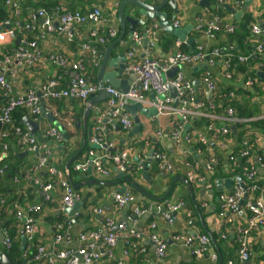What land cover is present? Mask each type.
<instances>
[{
    "label": "crops",
    "instance_id": "obj_1",
    "mask_svg": "<svg viewBox=\"0 0 264 264\" xmlns=\"http://www.w3.org/2000/svg\"><path fill=\"white\" fill-rule=\"evenodd\" d=\"M36 0H19L20 5V17L16 21L22 23L25 28L26 32H24L23 38L20 40L24 42L26 38L33 37L34 39L37 37L38 28L41 23V19L37 17V12L32 14L33 8L32 3ZM119 1V2H118ZM123 0H53L55 5H60V10L62 11H74L79 10L81 12H86L91 10L94 7L99 8L102 13L100 31H106L108 28H114L117 32L116 37L110 38V40L105 41L103 45H98L95 43H90V46L97 50L102 56L108 45L110 43L115 42L121 34L120 24L118 22V5L115 4ZM141 3H145L148 5H155L158 4L162 0H138ZM204 0H174L176 5L177 13L171 8V12L168 13L167 9H163L161 11L167 19V23L173 27V22L178 21L177 30H181L182 33L180 39L176 35L169 32V30L165 29V26H160V20H148L147 18H143L141 16H137V19L144 20L145 25H134L133 26V33L141 35L142 39L139 45H134L133 43V33L129 30V24L125 26V30L123 33L122 38L119 42L113 47L110 52V58L113 60L117 57L121 51L126 53L131 50L134 52L135 56H137V61H142L146 57L144 53L146 52L147 56L151 59L157 61L160 64L170 63L171 57L176 52L175 42L177 40L184 41L187 39L193 40L191 45L197 46L202 45L205 51L211 50L212 47H216L218 45L227 44L228 36L227 34H221L220 36L216 37L214 40H208L200 33H198L195 28L197 25L202 24L206 25L213 16H218L221 18L222 24L228 25H235L244 15L245 12H250L254 23L252 24H264V0H252L248 5L247 11L243 12L242 10H238L236 3H241L244 7L245 2L247 0H206L207 4L210 6L202 7L200 4ZM2 5V4H0ZM53 5V6H55ZM168 5V4H167ZM135 7V6H134ZM133 6L127 5L126 6V14H129L134 9ZM135 9H138L135 7ZM228 9L235 10L236 12H243L242 15L238 18L229 11ZM29 12L28 16H25V12ZM168 15L170 17H168ZM53 17L56 19L55 13H53ZM169 19V20H168ZM2 23V22H0ZM57 26V23L55 22ZM157 26V32L155 36V45L152 48L148 47V43L151 40V37H148L147 46L144 43L145 38V29L150 28L152 26ZM166 28H168L166 26ZM93 29L90 25L81 26L78 29V32L73 39L74 41L71 44L70 42L66 41L64 35H60L58 33L47 34L44 39L37 38L34 42L36 43V52L34 59L30 62V65L24 64L21 67L12 66L9 70V74H12L13 77L7 74L6 79L10 83L12 87V94L19 95L24 94L28 90H38L39 86L51 79H55L59 77L57 75L58 69L52 67L50 64L46 62V57L49 54H56L64 57L70 62H80V56L85 57L88 59V55L81 52V45L87 44L90 40L89 33ZM132 34V36H131ZM18 38V37H17ZM256 39L253 36H250L249 43L254 44L253 41ZM15 41H9L3 44L2 46H15ZM166 41H173L174 47L170 48L168 52L162 49V44ZM70 43V44H69ZM185 44V43H184ZM183 44V45H184ZM181 46V51L182 47ZM188 45V46H191ZM16 47V46H15ZM253 47V45H252ZM191 51V50H190ZM189 51V52H190ZM195 51V50H194ZM184 52V51H182ZM184 52V53H189ZM130 60H126V71L118 77L119 80H125L129 73L127 67L130 63ZM203 66V64L201 65ZM199 66L194 67H185L184 75L186 78L190 79L193 83V87L196 91V98L198 102H201V99L205 98L206 100L213 99L216 101V98L213 95H210L207 89L201 83L202 73L203 70H197ZM99 68V66H98ZM98 68L95 71L87 72V80L91 82H95L98 73ZM88 70V69H86ZM111 69H107V71H111ZM210 73L212 74L213 78L215 79L217 86L224 90L225 86H229L230 82L224 80L221 75L220 66L216 65L213 68H209ZM199 73V75H196ZM49 79V80H48ZM241 80V79H240ZM237 81L233 84V87L240 86L239 84L241 81ZM264 87V84L261 85ZM0 97L1 92H0ZM3 98V97H2ZM150 99H154L153 95H149ZM200 100V101H199ZM1 102L4 100H0ZM253 103L258 105V109L261 112V115L264 114V97L263 95L256 97L253 99ZM204 104V103H203ZM207 104V102H206ZM205 104V105H206ZM211 105V103H209ZM88 107V100L85 102L79 100H69L65 99L59 102H55L53 104L52 113L56 118H58V123L61 120H65L67 118L68 121L71 123V127L67 126V123H62L61 125L64 126V133L67 134L68 138L65 139L63 136L61 137V141L54 142L53 140H44L41 136V140L43 143H46L47 147L49 146L51 150V157L49 159V163L51 165L57 164L59 165L65 158L63 154V150L66 148L75 151L76 153L82 154L78 160L75 162L70 163V168L72 170L75 164L81 163L86 159L87 150H85L84 145V132L82 129L83 116ZM125 110V109H124ZM132 118L133 116L125 110ZM204 112H208L209 114L213 115L215 118L210 120L209 123H213L215 127L220 128L224 126H228L230 128V133L226 137V146L221 148L218 142L212 138L211 134H207L205 132L206 124H197L201 118H191L188 122L183 126L182 136L188 135L190 137L191 142L188 145H181L184 147L187 154L182 156L178 149L177 145L173 143L170 137V133L173 132L176 123L178 122L177 118L174 116H154V117H147L144 115L138 114L139 121L142 124L140 130L136 133L131 134L129 133L134 127V122L132 127L129 130H123L118 122V119L114 118L109 113L108 109L106 108V101L102 103H98L94 107L89 108V115L87 117V124L92 131V127L94 126L99 129V132L103 134L104 142L101 144L100 148H94V151L97 155H107V154H115L120 152L121 150H131L129 154V162L130 165L128 167L127 173L135 174L136 171H139L138 177H133L130 180L135 182L143 191L147 193V195H142L136 188L131 187L125 181H116V174L112 165L109 163V170H110V177L103 178L100 177L95 171L92 170L91 174L84 177L82 173L77 174L76 179L71 180L73 189L75 190V194L78 197L79 201L84 199V203L81 207L80 212H83L86 215H83L76 221V225L71 226L69 230V238L68 244L59 245L54 249L55 252L59 251H72L74 252L76 249L79 248L80 243L78 242V236L80 233H85L89 231L90 227H95L96 220L101 218L102 216L109 217L115 221H123L125 215H127L131 209V206H125L121 210H115V195L122 194L116 192L117 188L122 186H127V191L130 192L132 195L135 196L134 203L137 206H148L145 210V214L140 217L138 223L134 224L132 228L138 229L141 231V238L140 239H132L133 245L136 247L133 248L131 246H125L123 244V240H119L116 246L113 249V260L115 261H102L95 264H156L155 254H154V245L149 238V226L151 223L156 224V232L164 239L171 238L174 233H184L186 235H191L194 232L198 233L199 235H205L208 237V233L206 230L209 231V234L212 236L213 233L218 234L217 240L214 239L216 246L218 247V251L215 250L213 247L208 248L206 255L203 258L197 259L202 264H214V261L218 258V253H222L219 247V241L221 240L227 249L233 250V254L235 256V261L238 260V255L236 250H234V244H236V240L238 237V232L242 228H246L247 218H248V210L242 205L241 209L235 214L232 224L231 225H223L221 226L219 222L216 220V216L220 210V202L216 201V197H219L220 194L226 195L230 193L235 187H239L242 183L245 184V175L243 172L242 177L235 176L232 177H222L219 180H231L230 190L223 188L222 193H218L215 190L214 181L210 180L212 185V190H209L210 184L207 181V185L200 186L199 184L190 183L191 192L188 190L187 185L180 181L179 178L187 179L188 173L191 172V168H187L185 166V162L187 161L189 164L196 166L195 169L196 176H199V169L203 170V165L208 161L211 155L216 156L222 164H229L228 160L230 156H233L237 159L238 162V153L240 150H247V157L246 163L244 166L248 168H256V175L257 180L259 182H264V169L260 168L256 163V157L260 153L263 145L264 140V128L260 127L259 125H252L249 126L245 125L243 127L236 126L238 123L234 124L228 120H226L223 111H218L216 109L213 110H203ZM260 115V116H261ZM259 116V117H260ZM258 118V117H256ZM31 120V117H29ZM75 119H78L81 124V128L75 127ZM108 120V121H107ZM22 123V122H21ZM251 123V122H250ZM22 129L28 132L29 129L22 124ZM39 133L42 135L48 128H56L55 124L48 120L44 119L43 122L40 123L39 126ZM234 127L233 129H231ZM121 128V129H120ZM57 130V129H56ZM58 131V130H57ZM61 135L62 132L58 131ZM90 133V132H89ZM89 135V134H88ZM200 135H205L208 140V145L205 148V153L200 155L199 157L195 154L196 149H194L195 141H197ZM242 137L241 139L239 137ZM240 139V140H239ZM124 140L125 143L122 144L121 141ZM88 141V139H87ZM247 141V148L243 146V144ZM11 143V142H10ZM88 145V144H87ZM107 146H111L110 148ZM243 146V147H242ZM11 148H14V144L11 143ZM155 148L158 150V153H155ZM26 152V151H23ZM23 152L19 153L22 154L20 158L24 159L25 167L23 171L30 170L28 167L34 166L37 164V156L33 153L24 154ZM151 153V161L150 164L156 165L157 170H151V166H148L147 172V180H144L141 177L142 167L139 165L140 162H145L148 160L149 154ZM159 154L161 157L159 159L155 158V156ZM196 156V162H190L191 156ZM9 156V154H8ZM190 157V158H189ZM4 159L1 157V160ZM71 159V158H70ZM137 160V161H136ZM190 160V161H189ZM69 161V160H68ZM67 161V162H68ZM63 161L64 167L67 163ZM77 162V163H76ZM156 162L158 164H156ZM234 163L233 165L237 164ZM107 163V162H106ZM232 163H230L226 168L225 172L229 175V171L232 172ZM241 166V170L242 167ZM162 167V168H161ZM225 167V166H224ZM73 171V170H72ZM243 171V170H242ZM76 172V171H75ZM199 174V175H198ZM25 176V173H24ZM39 176V175H37ZM208 177V176H207ZM239 177V181L237 178ZM41 181H44L41 176H39ZM218 180V179H216ZM91 181V183H87ZM93 181H98L94 183ZM102 184H101V183ZM111 183V184H108ZM12 189L8 190L7 196L9 200H19L22 197L23 208L26 206L30 208L33 205H39L42 207V212L37 215L35 221V228H34V237L35 241L40 245H45L46 247H51L52 238H53V224L55 223L52 220V216L55 215L59 217H66L69 218L65 212L60 211L61 206V189L58 187V184H54L51 200L47 201L42 192L37 194H32L28 188H32V183L24 178L23 181L19 182L15 178V180L11 181ZM172 185V189L170 191ZM34 187V186H33ZM194 187H200L199 190ZM36 188V187H35ZM27 190V191H26ZM134 190V191H133ZM25 191L27 192V196L24 195ZM262 192L260 193L259 198H263ZM247 200L248 201H256V197H254L253 192H248ZM150 197H154L155 199L163 198L166 199L167 203L170 205H174L178 202H182L184 204L183 210L179 211L176 216V221L173 226H168L165 221L160 217L161 214L157 212V206L161 208H166L163 202H159L155 207H152L154 204V200ZM44 198V199H43ZM258 199V198H257ZM46 200V201H45ZM190 200V205H189ZM3 200H0V207ZM78 201V202H79ZM8 202V201H7ZM18 206L17 204L13 207H9L4 211V216L0 218V247H1V240L5 234V231L1 229L3 223L10 220V225H16L14 223L15 219L12 218L14 216L15 207ZM20 206V205H19ZM18 206V208H19ZM203 210V212L197 210ZM218 207V209H217ZM101 209L102 214L100 216L94 214V210ZM193 209V210H192ZM89 210V212H86ZM149 214V215H148ZM191 216V217H189ZM194 223H193V221ZM21 221V220H20ZM188 221H192V225H188ZM195 222L198 223L195 224ZM9 223V222H8ZM19 226V233L20 241L22 236V222L21 227ZM129 226V225H128ZM191 233V234H190ZM224 235L225 238H221V235ZM213 238V237H212ZM248 240V248H249V264H264V228L253 230L250 235L247 236ZM21 243V242H20ZM197 248L196 242H193L191 245H183V244H172L168 246L166 252V262L168 264H188L191 262L194 251ZM21 249V246H20ZM223 251V247L221 246ZM144 250V251H142ZM127 252V256L124 257V252ZM24 252V251H23ZM53 253V251H51ZM226 256L229 254L226 252ZM207 257V258H206ZM223 258V257H222ZM11 262V261H10ZM232 262V261H231ZM13 263V262H12ZM233 263V262H232ZM15 264V263H14ZM28 264H45V263H35L30 262Z\"/></svg>",
    "mask_w": 264,
    "mask_h": 264
},
{
    "label": "built area",
    "instance_id": "obj_2",
    "mask_svg": "<svg viewBox=\"0 0 264 264\" xmlns=\"http://www.w3.org/2000/svg\"><path fill=\"white\" fill-rule=\"evenodd\" d=\"M222 1V0H220ZM0 3L11 10L13 16L18 17L20 15V5L19 0H0ZM118 5V2L115 4ZM237 9L242 10L243 6L241 3H236ZM56 19L53 14L49 15L43 10H39L37 17L41 19V23L38 28V38L44 39L47 34H52L56 28L55 22L57 23L58 29L64 34L67 42H72L75 38L78 29L81 26L90 25L93 29L89 33V38L97 37V34L101 33L97 37V42L103 45L105 41L110 38H114L117 32L114 28H108L105 31H100V23L102 19V13L99 8L94 7L86 12H81L79 10H74L71 12L58 13L55 12ZM8 22L0 23V45L5 44L9 41H14L16 39L15 28H19L20 24L18 21L15 22V28L8 26ZM178 27V21L173 22V28ZM195 30L204 36L208 40H214L216 34H232L234 32V25L222 24L221 18L218 16H213L212 19L206 24H199L196 26ZM157 32V26L154 25L150 29L145 31V36L151 37L148 47L152 48L155 45V36ZM251 35L256 40L254 42L253 51L250 54H240L237 60L240 64H246L250 59L259 58L260 61L253 67L248 69L247 73L253 74L256 72L264 73V24H253L251 26ZM133 43L139 45L141 42V35L133 33ZM184 41L177 40L175 42L176 52L170 59V63L160 64L157 61L151 59L147 56L146 52L144 55L146 57L142 61L135 62V54L133 51L129 50L126 53V59L130 60L127 70L131 71L133 74V80L130 84L129 90L126 93L121 92L118 89L112 88L110 86L105 87V92L108 95L106 101V108L112 116L118 119V122L123 130H129L132 127L133 121L131 116L124 110L125 102L138 103L144 108H154L157 111L156 116H174L177 118L174 130L170 133L171 140L177 145V149L182 156H185L187 152L185 151L183 145H188L191 142L188 135L182 136L183 126L191 118H201L212 120L215 117L208 112L203 111L204 104L197 101L196 91L193 87L192 81L185 77L184 68L201 66L204 64L207 69L203 71L201 83L211 94H215L217 91V83L209 71V68H213L216 65L220 66L222 78L226 81H230L235 70L230 67L228 61L232 57V47L225 46L222 48H214L213 50L205 51L202 45L196 47L194 52L184 53L181 51V46ZM36 52V43L33 42H22L11 51V55L5 56L2 61H0V88L1 96L4 98L5 102L0 110V124L2 126L12 125L13 135H14V146L18 152L26 151L27 153H33L37 156V164L34 165L30 170L25 171V178L27 181L32 183L40 192H43L45 199L47 201L51 200L54 184H58L61 189V206L60 211L63 212L65 207H71L79 199L75 194V190L71 183L66 179L65 173L59 171L54 165L49 163L51 157V150L46 143L37 140L35 135L30 132L23 130L22 128L13 125L11 114L18 108L27 110L28 115L37 121L41 115L40 104L43 101L45 103L44 111L46 113H52V108L46 105L45 98L52 99H70V100H80L85 101L91 96L97 93V86L94 83L89 82L83 73V67L80 62H70L62 56H57L49 54V59L54 62L56 66H59L67 71V82L66 86L60 90H56V87L60 85L59 80H50L47 83H43L39 86V89L28 90L24 94L13 95L12 87L7 81L5 73L9 74L10 68L14 65L21 67L24 64L30 65V62L34 59ZM81 52L87 54L90 60L93 61L94 65L100 62L102 55L99 54L95 49L88 46V44L81 45ZM129 61V62H130ZM99 65V63H98ZM174 67L178 70L175 72L173 77L168 78L167 73ZM255 75V74H254ZM258 77V76H257ZM252 85L250 78H247L244 82V86L249 88ZM169 86H172L175 91V97L169 95ZM263 97H264V87ZM41 96H37V93ZM149 95H153L154 99H150ZM226 102L235 100V95L231 92L224 96ZM178 102V106L174 105V101ZM212 107V106H210ZM225 119L230 121L231 124L234 123H250L253 121H263L264 114L255 119L242 120L235 117L232 108L227 107L224 110ZM67 126L71 127V123L67 120ZM229 126V125H228ZM228 126L217 128L213 123H209L205 132L211 134L221 148L226 146V137L230 133V128ZM42 138L44 140L50 139L54 142L61 141L62 135L55 128H48L44 133H42ZM7 135L4 131L0 130V163L7 158L9 152L10 142L9 140H4ZM103 134L99 132L97 127L92 128L91 134L88 137V145L90 149L87 152L86 159L73 166V170L80 172L82 174L87 173L88 168L91 167L100 177L108 178L110 177V170L104 166V162H108L112 165L114 171L123 174H127L129 162V154L131 150H121L115 154L107 155H97L94 148H100L101 144L104 142ZM195 144H199L202 147L208 145V140L205 135H200L195 141ZM247 148V141L243 144ZM242 146V147H243ZM111 147V146H107ZM204 151L201 148H196V155L199 157ZM1 157L4 159L1 160ZM161 155L157 154L155 158L159 159ZM239 157H247V150H240L238 153ZM185 166L191 168V172L188 173V180L190 183H205V176H196L195 169L196 166L189 164L187 161ZM228 162L234 164L237 162L233 156L229 157ZM256 163L262 169H264V140L260 153L256 157ZM219 164V159L211 155L208 161L203 165L204 172L211 176ZM141 166V164H139ZM225 168L228 164L224 165ZM142 167V166H141ZM162 168V167H161ZM6 167L0 164V176L4 173ZM244 175L247 181L254 182L257 180L256 171L254 168H248L246 166L242 167ZM44 171L49 174L50 177L56 178V182L53 181H41L37 173ZM254 188H251L253 191ZM244 193H247L239 185L235 187L230 193L226 195H219L220 210L215 217L221 226L231 225L233 218L238 210L239 201L243 198ZM135 197L128 192L124 194L115 195V210H121L125 206H131V209L123 221H115L109 217L102 216L96 221V225L93 230L85 231V233H80L78 236V242L80 246L74 252L72 251H53L55 245H65L68 244L69 230L71 228V218L67 220L65 236H53L51 247H46L45 245H38L36 247V252L33 256L35 262L44 261L45 264H95L102 261H112L113 260V249L119 240H123L125 246H131L135 248L134 243L130 242L129 239H140L142 234L140 230L132 228V226L140 220V217L145 214V207L141 208L134 203ZM166 208H161L157 206V212L160 217L165 221L168 226H173L176 221V216L174 213L179 212L178 210H183L184 204L178 202L174 206H170L165 203ZM244 206L248 210V218L246 228H242L238 232L237 241L239 243V249L237 252L239 264H244L249 261V248L247 236L253 230L264 228V200L262 198L256 199V201L244 202ZM152 207H155L152 205ZM149 208V207H148ZM41 211V207L33 205L28 208L25 212L21 209L16 211V218L18 220H23L22 230L23 235L27 243H32L34 239V228L35 221L31 214H38ZM86 212H89L87 210ZM94 214L100 216L102 214L101 209L94 210ZM81 215L80 211H76L73 214L74 219ZM149 215V214H148ZM128 223L131 226H128ZM188 225H193L192 221H188ZM62 229V226L56 227ZM149 238L154 245V254L156 264H168L166 262V252L168 246L165 240L156 232V224L151 223L149 226ZM221 238H225L222 234ZM171 242L174 244L191 245L196 242L197 248L194 251V256L197 259L203 258L205 251L207 250L210 240L205 235H199L198 233H193L191 235H186L184 233H174L171 238ZM2 244L0 247V262L1 256L4 254L3 250L10 247V240L7 236H3L1 240ZM53 251V253H51ZM144 251V250H142ZM124 257L127 256V252H124ZM115 261V260H113ZM117 264V262H116ZM227 264H233L228 261Z\"/></svg>",
    "mask_w": 264,
    "mask_h": 264
},
{
    "label": "trees",
    "instance_id": "obj_3",
    "mask_svg": "<svg viewBox=\"0 0 264 264\" xmlns=\"http://www.w3.org/2000/svg\"><path fill=\"white\" fill-rule=\"evenodd\" d=\"M32 5H33V8L36 10V11H34L32 9V11H33L32 14L34 12H38L39 10H43L45 12H48L49 15L53 14V12H55L56 10H58L59 14H61L63 12H68V11L60 10V5H55V3H53V0H36L35 2L32 3ZM53 5H55V6H53ZM164 9H167L168 13L171 12V8L169 5H166L164 7ZM20 14H21V12H20ZM28 15H29V12L26 11L25 16H28ZM19 17H20V15L18 17L13 16L10 9L4 7L3 5H0V22H6L7 21L9 23L8 24L9 27L15 28V22L17 19H19ZM168 17H170V16L168 15ZM254 22L255 21L251 15V13L245 12L243 17L234 25V32L232 34L227 35L228 36L227 44L225 43V44L218 45L216 47L211 48V50H213L214 48H222L225 46H231L232 47V49H233L232 50V57H230L228 64L230 65L231 68H233L235 70V74H234L233 78L229 81L230 82L229 86H225L224 90L220 89L217 86V91L213 95L216 98V101H214L213 99H210V100H206L205 98L201 99V101L204 103V107H203L204 109L203 110L216 109L218 111H223V113H224V110L227 107H230L233 109L235 116L239 119H242V120L256 118V117H259L261 115V112L258 109V105L256 103H253V99H255L258 96L263 95V90H262L261 85L264 84V80H261L259 77H257L256 72H254L253 74H251V73L246 74L248 69L250 67H253L255 64H257L260 61V59L259 58L250 59V60H248V62L246 64H240L237 60V57L240 56V54H247L248 55L253 51L254 44L249 43V39L251 36V33H250L251 26L253 25L252 23H254ZM147 29L148 28H146V30ZM15 31H16L17 37L19 39H21V38H23L24 32H26V28L22 23H20V27L15 28ZM53 33H58L60 35H64L58 29L57 26L54 29V31L52 32V35H53ZM99 34L103 35L101 33H99ZM99 34H97V37L99 36ZM220 35H221V33H218V34H216V37H218ZM97 37H95V39L90 38L89 42L87 43L89 47H91L90 43H95V44L99 45V43L96 40ZM37 38H38V33H37V37L35 39L33 37H28V38H26L25 42H33ZM72 42H70V43L73 44ZM193 45L188 46L187 44H184L182 47V51L189 52L191 50L189 53L194 52L195 46H193ZM252 45H253V47H252ZM162 46H163L162 49L166 53V52H168V50L170 48L174 47V42L173 41H166L162 44ZM15 48L16 47L14 45L8 46V47L0 45V61H2V59L5 56L11 55L12 54L11 51L15 50ZM54 55H56V54H54ZM57 56H60V55H57ZM83 56H80L79 61L83 67L84 76H85V78H87L86 71L87 72L95 71L99 66L98 65L99 61H98L97 65H94L93 61L90 60L89 57H88L89 58V60H88V59H85V57H83ZM134 61L139 62L140 59H139V61H137V56H135ZM46 62L48 64H50L52 67L58 69L57 75L59 77H57L55 79H51V80H56V79L59 80L60 85L58 87H56V90H60V89L64 88L66 86V82H67V71H66V69H63L59 66H56L54 64V62H52L49 59V56L46 57ZM86 69H88V70H86ZM1 73L2 72H1V68H0V74ZM196 75H199V73H197ZM4 76H7V73H5ZM247 78H250L252 81V85H250L249 88H246L244 86V82ZM239 80L241 81V83L239 84L240 86L233 87V84ZM47 82H45V83H47ZM92 83H95V82H92ZM0 90H1V88H0ZM231 92L235 95L236 100H232V101L227 103L226 100L224 99V96L231 93ZM45 101H46L47 106H50L51 108H53V104L55 102L62 101V99L58 100V99H52V98H47V99L45 98ZM206 102H207V104H206ZM209 103H211V105H209ZM3 105H4V102H1L0 110L3 107ZM210 106H212V107H210ZM27 114H28L27 110H25V109H22V108L16 109L11 114L13 125L22 128L23 126H22L21 122H22L24 116H26ZM64 119L65 120L60 121L61 124L66 123V121L68 120L67 118H64ZM55 120L57 121L58 118H56ZM43 121H44V119L41 120V122H43ZM203 123L206 124V126H207L209 124V120L200 119V121L197 122V124H203ZM256 124L259 125L260 127L264 128V120L263 121H253V122L249 123V126L256 125ZM245 125H248V123H238L236 126L243 127ZM0 128L7 135V138L4 140H9L8 142H11L14 144V135H13L12 125L3 126V128L2 127H0ZM239 138L241 139L242 137L240 136ZM85 147L86 148H85L84 152L87 149L88 150L90 149L89 145H85ZM194 147H195L194 149L201 148L205 153V147H202L199 144H195ZM62 152H63L64 156H66V158L63 161H66V162L68 160H70V158L72 160L74 159L73 162H75L76 160L79 159V157L82 156V154L76 153L75 151L71 152V149H69V148H66ZM155 153H158V150L156 148H155ZM8 154H9V156H7V158L4 159L3 161H1V163H0L1 166L4 165L6 167L4 173L0 176V200H3L1 203V207H0V218L1 219L4 216V211H6L7 208L13 207L16 204L18 206L20 205L19 209H21L24 212L28 209L26 206L23 208V203H22V197L23 196H21V198H19L18 201L17 200H9L7 197V196H10V195H8L7 189H12L11 181L15 180V178H16L17 181L21 182L25 178V176H24L25 172L23 171V168L25 167L24 159L20 158V154L18 153V150L15 148V146H14V148H11V144H10ZM196 159H197V157L196 156L194 157L192 155L191 161L190 160L189 161L190 162H196ZM63 161L59 165H57V164H53V165L59 171L64 172L66 179L70 183H72L71 180L74 181V179H76V177H77V174H80V173L75 172L73 170V168H72V170H73L72 171L70 166H69V170H66L64 167ZM152 163L150 165H152ZM245 163H246V157H239L237 164L231 165L233 168V169H231L232 172L229 171V175H227L225 172L224 164H222L219 160V164L216 167L213 174L209 177L206 176L208 178V183L210 184L209 190H212V185L210 183V180L213 181L214 179L216 180V179H219L222 177H232V178H234L235 176L242 177L243 171L241 170V166H244ZM156 164H158V163L156 162ZM229 164H230V162H229ZM104 166L106 168H109V163L108 162L106 163V161H105ZM32 167L33 166H30V167H28V169H30ZM254 169L256 171V168H254ZM151 170H154L153 172H156L157 166L152 165ZM203 173H204L203 170L199 169V174L204 175ZM37 175L41 176V178L44 180V182H47V181L48 182L53 181L54 183L56 182V178L50 177L49 174L44 172V171L38 172ZM82 175H84V177L86 178L87 173L82 174ZM138 176H139V171H136L135 174L130 172V173L125 174V176L122 178H117L116 181L121 180V181L127 182V180H130L131 178L138 177ZM244 186L247 190V193L248 192L254 193V197H256L255 199L259 198L261 191L264 190V182H259V181L250 182V181H247L245 179ZM31 187L32 188H28L27 190H30L32 192V194H34V195L37 194L38 193L37 189L35 187H33V185ZM194 188H197L199 190L200 187H194ZM251 188H254L253 191H251ZM26 191H25L24 195L27 194ZM128 193L131 194L130 192H128ZM27 196L31 197V195H28V194H27ZM262 196H263V198L262 197L261 198L264 200V192H262ZM189 205H190V200H189ZM140 207L143 208L142 206H140ZM196 208H197V210L203 212V210H201L202 208L201 209H199L198 207H196ZM217 209H218V207H217ZM13 212H14V216L12 218L15 219L14 223H16V225L9 226L10 220H8V221H6V223H3L1 226V229H3L5 231V236H7L11 242L10 247L7 250L4 249L3 252H4L5 256L9 259V261H11L15 264H20L24 259L26 260V264H28L30 262H35L33 260V256L36 252V247L40 244L35 241V237H34L32 243H27L25 245L24 252L21 251V249H20V246H21L20 236L18 235L19 233H17L19 231L18 225H20V227H21V221L16 219V210ZM83 215H86V214L81 212V215L79 217H77L76 219L78 220ZM31 216L36 221L37 215L31 214ZM50 216H52L51 217L52 220L55 221V223L52 226V228H53V234L52 235L53 236H55V235L56 236H65V234L67 233L66 226H67L68 218H66L65 216L64 217H59V216H55V215H50ZM189 217H191V216H189ZM195 224L198 225L197 222H195ZM58 226H62V229L56 228ZM71 226H72V224H71ZM88 229L93 230L94 227H90ZM86 230L87 229H85V231ZM218 236H219L218 234H215V233L212 234V237L215 240H217ZM132 239L133 238H130L129 241L132 242L131 241ZM233 245H234V250H236V252H238V249H239L238 241L236 240V244H234V242H233ZM221 246L223 247V251L221 249ZM56 247H58V245H55L53 247V251ZM219 247H220V251L222 253V257H223V263L222 264H227L228 261H232L233 264H239V261L238 262L235 261V256L233 254V250L227 249L221 240L219 241ZM226 252L229 254V256L225 255ZM192 261L196 262L195 260H192ZM35 263H45V262L42 261V262H35Z\"/></svg>",
    "mask_w": 264,
    "mask_h": 264
},
{
    "label": "water",
    "instance_id": "obj_4",
    "mask_svg": "<svg viewBox=\"0 0 264 264\" xmlns=\"http://www.w3.org/2000/svg\"><path fill=\"white\" fill-rule=\"evenodd\" d=\"M251 1L252 0H247L245 2V5L243 7V12L247 11L248 5L250 4ZM128 4L133 6V7L135 6L138 9H135V7H134L133 8L134 10L132 12H130L129 14H126L125 11H126V6ZM167 4L172 7V9L174 10L175 13H177V9H176V5L174 3V0H162L158 4H155V5H148L145 3H141L138 0H123L118 5V22L120 24L121 34H120V37L115 42L110 43L108 45V47L106 48V50L104 52V55L101 58L100 65L98 68L97 78H96V86H97L98 90H97V93L95 95L91 96L90 99L88 100V107L86 108V111L84 113L83 122H81L82 129L84 132V145H87V136L90 132V127L88 125H86L87 124V117L89 115V108L94 107L98 103H102V102L106 101V99L108 98V95L105 92V87L107 85L110 87L119 89L123 93H126L129 90L130 84L133 80L134 76H133L131 71H128L129 75L125 80H119L118 79V77L121 76L126 71V58H125L124 52L121 51L119 54H117V57L114 58L113 60H111V58H110V52L113 49V47L117 44V42H119L120 39L122 38L124 30H125V26L127 24H129V30L133 33V26L134 25H138V24L145 25L144 20L137 19L136 18L137 16L147 18L148 20L158 19V20H160V26H163V27L165 26L166 30L168 29L169 32L176 35L178 38L184 39V38H181V35H179V33H182V31L179 29L177 30V29H174L173 27H171V25H169L166 21V18H165L166 16L161 13L162 9ZM200 5L202 7H207V8L210 7L207 4L206 0H204ZM228 10L231 11L235 15L236 18L240 17L243 13V12H236L235 10H232V9H228ZM166 26L168 28H166ZM131 36H132V34H131ZM185 42L187 45H191L193 40L187 39V40H185ZM144 43L147 46V43H148V37L147 36H145V38H144ZM19 44H20V39L17 38L15 41V46L17 47ZM111 68H112L111 71H107V69H111ZM196 69L197 70H201V69L206 70L207 67L205 65H203V66H199ZM177 70H178L177 67L172 68L167 73V77L168 78L173 77V75L175 74V72ZM257 76L261 80H264V73L263 72H257ZM175 94H176L175 89L172 86H169V95L174 98ZM37 96L40 97L41 94L38 92ZM0 100H3V98L0 97ZM175 105L176 106L178 105V102L176 100H175ZM44 106H45V103L42 101L40 104L41 118L45 117L46 119L52 121L55 124L56 129L58 131L62 132L63 138L67 139L68 136L66 133H64V129H65L64 126L59 124L58 122H56L54 120V117L50 113H46L44 111ZM124 108L133 116L134 127L130 131L131 133H129L130 137H131V134L136 133L142 127V124L138 118V114L144 115L147 117H154L157 114L156 109L144 108L138 103H130V102L126 101L124 104ZM22 124L29 129V131L32 135H35L37 140H41V135L39 133V128H40L39 122L30 120L28 118V116L26 115V116H24V118L22 120ZM81 124H80V121L78 119H75V127L76 128H78V129L81 128ZM233 128L234 127H232L231 129H233ZM121 143L124 144L125 141L122 140ZM23 153L26 154V152H23ZM21 155L22 154H20V156ZM150 157H151V153L149 154L147 161L140 162V164L142 166L141 177L144 180L148 179L147 178L148 166H149L150 162H152ZM71 162H72V159H70L66 163V165H65L66 169H69ZM91 172H92L91 167H89L87 174L90 175ZM115 174H116V178H122L125 176L123 173H119V172H115ZM179 179H180V181H182L183 183H185L187 185L188 190L191 192L190 183L184 178H179ZM239 180L240 179L238 177L237 181H239ZM93 182L97 183L98 181H93ZM87 183H91V181H89ZM126 183H128L131 187L136 188L142 195H147V193L145 191H143L135 182H133L131 180H127ZM108 184H111V183H108ZM214 186H215V190L220 194V193H222L223 188L230 190L231 180H228V179L227 180H219V179L215 180ZM240 186L245 190V186L242 183L240 184ZM171 189H172V185H171L170 191H171ZM126 191H127V186H122V187L116 189V192H119L122 194H124ZM150 198H152L154 200L153 205H156L157 202L164 200V197L160 198V199H155L154 197H150ZM219 200H220V198L216 197V201H219ZM246 200H247V194L244 193L243 198L239 201L238 211L241 209L243 203ZM83 203H84V199L82 201L75 202L73 206L65 207L63 209V212H65L69 217H72L76 211L81 209ZM71 222L73 225H76V219L71 218ZM128 225L131 226V224H129V223H128ZM206 233H208V237L210 240L209 246L213 247L215 250L218 251V247L216 246L215 241L212 238V236L209 234V231L206 230ZM165 242L168 246H171L173 244L169 238H166ZM25 244H26V240H25V237H24L23 232H22L21 251L25 250ZM222 263H223V258L221 256V254L218 253V258L216 261H214V264H222ZM0 264H14V263L10 262L9 259L5 256V254H2ZM20 264H26V260L24 259ZM188 264H202V263L199 261H196V262L191 261ZM244 264H249V262H246Z\"/></svg>",
    "mask_w": 264,
    "mask_h": 264
},
{
    "label": "clouds",
    "instance_id": "obj_5",
    "mask_svg": "<svg viewBox=\"0 0 264 264\" xmlns=\"http://www.w3.org/2000/svg\"><path fill=\"white\" fill-rule=\"evenodd\" d=\"M118 2H119V1H118ZM118 5H119V4H118ZM37 13H38V12H37ZM47 13H48V12H47ZM54 24H55V23H54ZM55 26H56V25H55ZM150 28H151V27H150ZM150 28H148V29H150ZM145 31H146V29H145ZM16 39H17V36H16ZM109 40H110V39H109ZM148 40H149V39H148ZM182 41H183V40H182ZM20 44H21V40H20ZM20 44H19V45H20ZM185 44H186V42H185ZM19 45H18V46H19ZM18 46H17V47H18ZM125 56H126V55H125ZM101 58H102V57H101ZM125 58H126V57H125ZM126 60H127V59H126ZM100 61H101V60H100ZM99 65H100V62H99ZM203 65H204V64H203ZM184 69H185V68H184ZM203 71H204V70H203ZM183 72H184V71H183ZM202 74H203V73H202ZM88 81H89V80H88ZM89 82H90V81H89ZM91 83H92V82H91ZM192 83H193V82H192ZM94 84H95V83H94ZM107 86H108V85H107ZM112 88H113V87H112ZM115 89H116V88H115ZM118 90H119V89H118ZM0 92H1V90H0ZM209 94H210V95H213V94H211L210 92H209ZM89 99H90V98H88L87 100H89ZM107 99H108V98H107ZM107 99H106V101H107ZM3 100H4V98H3ZM69 100H70V99H69ZM235 100H236V98H235ZM79 101H80V100H79ZM85 101H86V100H85ZM85 101H82V102H85ZM4 102H5V100H4ZM174 105H175V101H174ZM175 106H176V105H175ZM177 106H178V105H177ZM124 109H125V108H124ZM49 113H50V112H49ZM50 114L54 117V120H55V119H56V116H54L53 113H50ZM27 116H28V118L30 117L28 114H27ZM235 117H236V116H235ZM42 119H46V118H45V117H42V118H41V115H40L39 119L36 121V122H39V126H40V123H41V120H42ZM251 119H255V118H251ZM31 120H33V119L31 118ZM244 120H249V119H244ZM33 121H34V120H33ZM55 121H56V120H55ZM56 122H58V121H56ZM0 127L3 128V126H2L1 124H0ZM92 128H93V127H92ZM55 129H56V128H55ZM0 130H1V128H0ZM90 134H91V130H90L89 135H90ZM89 135L87 136V139H88ZM40 141L42 142V140H40ZM87 142H88V141H87ZM10 144H11V143H10ZM87 144H88V143H87ZM89 147H90V146H89ZM98 149H99V148H98ZM18 153H21V152H18ZM65 169H66V168H65ZM66 170H69V169H66ZM91 171H92V169H91ZM203 174H204L203 176H205V177L208 176L205 172H204ZM124 175H125V174H124ZM208 177H209V176H208ZM205 180H206L205 183H202V184L198 183V184H199L200 186L207 185L208 178H205ZM34 187H35V186H34ZM36 189H37V188H36ZM38 191H39V190L37 189V192H38ZM211 191H212V190H211ZM39 192H40V191H39ZM39 192H38V193H39ZM126 192H127V191H126ZM230 192H231V191H230ZM42 193H43V192H42ZM220 195H222V194H220ZM43 196H44V198H45L44 193H43ZM133 196H134V195H133ZM134 197H135V196H134ZM44 198H43V199H44ZM45 201H46V200H45ZM163 201H165V202H163ZM160 202H163L164 204L167 203L166 199H164V200H162V201H160ZM158 203H159V202H157V204H158ZM157 204H156V205H157ZM243 204H244V203H243ZM38 206H39V205H38ZM154 206H155V205H154ZM142 207L147 208L148 206H142ZM15 208H16L17 210L19 209L18 206H16ZM17 210H16V211H17ZM80 210H81V209H80ZM41 212H42V207H41V211H40L38 214H40ZM38 214H36V215H38ZM68 217H69V216H68ZM72 217H73V216H72ZM72 217H69V218H72ZM16 219H17V218H16ZM124 219H125V217H124ZM17 220H18V219H17ZM34 221H35V220H34ZM76 221H77V219H76ZM192 221H193V219H192ZM21 222L23 223V220H21ZM193 223H194V221H193ZM192 226H193V225H192ZM22 231H23V230H22ZM167 246H168V245H167ZM192 260L198 261L197 258H195V259L192 258ZM192 260H191V261H192ZM192 262H193V261H192Z\"/></svg>",
    "mask_w": 264,
    "mask_h": 264
},
{
    "label": "flooded vegetation",
    "instance_id": "obj_6",
    "mask_svg": "<svg viewBox=\"0 0 264 264\" xmlns=\"http://www.w3.org/2000/svg\"><path fill=\"white\" fill-rule=\"evenodd\" d=\"M166 6V5H165ZM164 9V8H163ZM162 9V10H163ZM166 19H167V17H165ZM187 181H188V176H187V179H186ZM209 238V237H208ZM26 245V244H25ZM208 248H210V246H209V244H208V246H207V250H208ZM207 250L205 251V254L204 255H206V252H207ZM204 257V256H203ZM194 259H195V257H193Z\"/></svg>",
    "mask_w": 264,
    "mask_h": 264
},
{
    "label": "rangeland",
    "instance_id": "obj_7",
    "mask_svg": "<svg viewBox=\"0 0 264 264\" xmlns=\"http://www.w3.org/2000/svg\"><path fill=\"white\" fill-rule=\"evenodd\" d=\"M71 185H72V183H71ZM192 186V185H191ZM169 205H170V203H169ZM170 206H174V205H170ZM178 211H181V210H178ZM178 213V212H177ZM177 213H174L175 215L177 214ZM135 229V228H134ZM136 230H138V229H136Z\"/></svg>",
    "mask_w": 264,
    "mask_h": 264
}]
</instances>
